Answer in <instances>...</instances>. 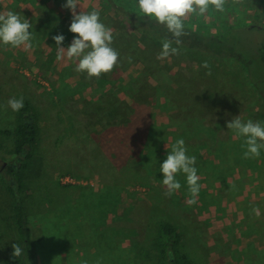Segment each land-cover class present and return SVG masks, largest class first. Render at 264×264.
Returning a JSON list of instances; mask_svg holds the SVG:
<instances>
[{
	"label": "rangeland",
	"instance_id": "1",
	"mask_svg": "<svg viewBox=\"0 0 264 264\" xmlns=\"http://www.w3.org/2000/svg\"><path fill=\"white\" fill-rule=\"evenodd\" d=\"M66 3L0 0V11L32 25L28 51L0 43V126L14 128L10 98L36 106L40 143L26 190L34 264H160L139 253L164 219L178 225L195 264H264V148L244 158L246 138L227 127L236 116L264 124V101L245 69L232 56L211 58L172 41L179 53L157 59L163 40L151 41L124 17L123 9L139 11L138 0H81L77 12L98 10L119 53L111 72L89 78L75 71L78 60L56 59L52 37L63 34L67 48L78 35ZM224 8L189 14L184 26L201 34L264 26V0H226ZM203 125L219 135L183 138L201 185L189 205L186 176L178 174L181 188L166 196L160 165L178 133ZM0 139L13 143L1 132ZM159 161L156 175L147 165ZM12 205L0 183V264L12 252Z\"/></svg>",
	"mask_w": 264,
	"mask_h": 264
},
{
	"label": "trees",
	"instance_id": "2",
	"mask_svg": "<svg viewBox=\"0 0 264 264\" xmlns=\"http://www.w3.org/2000/svg\"><path fill=\"white\" fill-rule=\"evenodd\" d=\"M123 10L124 17L133 21L137 31L141 34L144 31L151 41L167 39L176 44V38L172 33L164 25L157 23L154 18L141 17L143 14L139 15V11L136 10ZM185 33L181 36L182 38H179L182 41L179 45L186 47L190 52L203 51L211 58L216 55L217 58L223 60L227 56H232L235 62L245 69L247 77L244 80L252 87L256 97H260L264 101V26L259 24L235 25L217 33L203 31L202 34L197 32V29L192 30L185 26ZM231 40L233 44L227 43ZM12 114V117H15L14 128L0 126L1 133L13 137L10 147L0 139V153H3V155L0 154V183L12 195L11 222L14 232L12 245L18 243L23 249V254L19 258L14 257L12 247L7 264H34L33 237L29 220L30 211L26 202V190L30 187L29 174L36 164L40 143V122L37 108L30 99H24V107L19 112L13 111ZM196 126L194 128L186 127L182 133H178L179 137L185 139L190 136L194 139L195 137L191 135H205L211 139L209 137L213 138L214 134H217L216 131L206 130L204 125L198 126L195 130ZM191 149L194 154V148L191 147ZM196 149L198 150V148ZM2 157L4 158L2 159ZM159 163L160 161L154 164L150 162L147 167L156 175H160L161 172L157 171L155 166L152 167L160 165ZM131 169V165L126 166L125 174L127 176L133 172ZM69 185L66 183L64 186ZM144 242L140 247L139 254L148 260L157 261L160 264H195L191 253L186 250L182 231L169 219L158 220L153 232L146 235Z\"/></svg>",
	"mask_w": 264,
	"mask_h": 264
},
{
	"label": "clouds",
	"instance_id": "3",
	"mask_svg": "<svg viewBox=\"0 0 264 264\" xmlns=\"http://www.w3.org/2000/svg\"><path fill=\"white\" fill-rule=\"evenodd\" d=\"M226 0H138V14L141 17L154 18L155 21L164 25L167 30L176 38V44L182 41L179 39L185 35L184 20L189 14L204 16L209 7H214L217 11L223 12ZM82 9L81 0H67L63 6L72 12V22L69 30L78 34L71 44L61 47L65 36L58 34L52 38L57 45L56 59L78 60L75 71L86 72L89 78H99L104 73L111 72L118 63L119 53L111 47L113 41L112 29L105 26L100 19V12L92 10L90 12L81 10L77 12V6ZM32 25L27 19H21L20 15L13 11H0V43L11 45L13 48H21L28 51L32 48V33L29 30ZM179 49L173 47L171 41L164 40L162 50L157 59L164 60L171 55L178 54ZM207 67V63L204 64ZM8 105L14 112H19L24 107V98L13 97L8 101ZM228 129L235 132L237 136L245 137L244 158H258L260 149L264 148V124L259 121L248 120L243 122L239 116L227 122ZM167 158L160 165L163 173L162 183L166 186V196H171L181 188V183L177 175L183 173L186 176L188 191L191 198L187 200L189 205L197 203L195 199L200 192L201 185L198 183L200 177L195 167L197 158L187 154L185 140L179 138L171 145L168 144ZM253 212L258 217L259 209L254 208ZM13 256L19 258L23 254V249L18 243L12 245ZM86 264V262H85Z\"/></svg>",
	"mask_w": 264,
	"mask_h": 264
}]
</instances>
